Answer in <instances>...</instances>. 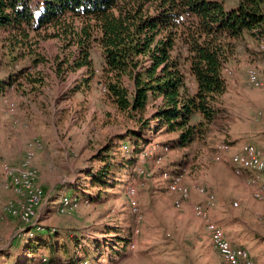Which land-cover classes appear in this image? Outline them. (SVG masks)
<instances>
[{"label": "rangeland", "instance_id": "rangeland-1", "mask_svg": "<svg viewBox=\"0 0 264 264\" xmlns=\"http://www.w3.org/2000/svg\"><path fill=\"white\" fill-rule=\"evenodd\" d=\"M223 1L227 6L234 2ZM49 32L32 35L31 47L0 32V81L21 68L42 80L35 85L18 80L0 97V264H26V224L61 233L59 241L72 249L64 233L74 237L73 228L80 225L84 241H79V255L90 253L86 264H219L205 222L194 214L196 205L232 246L250 250L255 264H264L262 176L237 174L230 166L243 145L262 153L255 139L259 128L264 129V41H234L223 69L226 93L207 134L186 149L163 152L165 146L156 143H169L173 134L162 131L152 137L144 132L151 140L141 142L124 138L138 126L105 96L97 46L91 52V79L85 68L57 76L59 62L74 47L67 50L59 39H44ZM250 70L259 77L258 88L248 84ZM152 111L149 107L145 116ZM154 138L158 141L147 145ZM107 144L113 147L107 185L92 188L86 173H98L103 165L93 156ZM138 168L146 175L138 174ZM180 169H185L184 185L190 190L187 201L166 186L164 174L173 176ZM38 192L40 202L33 216H26L25 207ZM39 255L47 256L48 250L41 249L34 259ZM46 263L42 258L41 264Z\"/></svg>", "mask_w": 264, "mask_h": 264}, {"label": "trees", "instance_id": "trees-1", "mask_svg": "<svg viewBox=\"0 0 264 264\" xmlns=\"http://www.w3.org/2000/svg\"><path fill=\"white\" fill-rule=\"evenodd\" d=\"M234 2L225 7L223 0H0V32L31 47L32 35L50 31L44 39H59L67 50L74 47L59 62L57 76L85 68L91 79L95 74L91 52L97 46L103 59L100 80L105 96L138 126L137 132L124 138L150 141L144 132L154 137L163 131L176 137L157 146L182 150L204 138L218 113L226 93L223 69L234 41L244 34L264 41V0ZM188 78L196 84L194 92L187 86ZM21 79L32 85L42 81L21 68L0 81V97ZM149 107L153 111L146 117ZM112 149L107 144L93 156L103 166L97 174L86 173L92 188L106 187ZM128 202L130 208L129 196ZM131 215L134 219L132 211ZM26 225V264L30 258V264H41L42 258L47 264H86L90 259V253L79 255L83 237L64 233L72 249L59 241L61 233ZM43 248L48 255L34 259Z\"/></svg>", "mask_w": 264, "mask_h": 264}, {"label": "bare ground", "instance_id": "bare-ground-1", "mask_svg": "<svg viewBox=\"0 0 264 264\" xmlns=\"http://www.w3.org/2000/svg\"><path fill=\"white\" fill-rule=\"evenodd\" d=\"M261 49L264 48L261 46ZM258 78L256 76V73L250 70L247 78L248 84L252 85L255 88H258L260 86V83H258L259 82ZM220 149H224L225 151L224 146L220 147ZM167 151H168L167 148L163 149V152H167ZM263 159L264 158L262 156V153L256 147L250 145H243L231 157V165L237 174L240 172H253L257 175H261L264 183ZM161 160L162 157L159 156L158 158H156L155 163L158 164ZM184 175H185V169L184 170L180 169L179 172L173 176L164 174L165 179L167 180L166 183L167 189L177 193L181 200L187 201L190 196V190L184 185ZM24 178H26V176H23V179ZM197 191L200 194L205 193L202 188H198ZM130 193L133 194V190H130ZM41 197H42L41 193L38 192L29 199L25 207L26 216H33L34 209L40 202ZM193 211L196 217H198L199 219L205 222V229L209 233L212 245L217 251L222 264H234L232 262H236V261H241L240 264H254L253 259L245 249L238 247L235 248L234 246L231 245L229 240L223 234L222 229L217 224L210 222L206 211L201 206L199 205L194 206ZM211 229L216 231V234L212 232ZM222 245H226L228 251H230L233 255H229V252L224 251V246Z\"/></svg>", "mask_w": 264, "mask_h": 264}, {"label": "crops", "instance_id": "crops-1", "mask_svg": "<svg viewBox=\"0 0 264 264\" xmlns=\"http://www.w3.org/2000/svg\"><path fill=\"white\" fill-rule=\"evenodd\" d=\"M235 4V2H232L231 4H230V6H233ZM230 6H227L226 5V3H225V7H230ZM244 39V41H249V40H252L253 42H255V43H257V42H263V41H255L251 36H249L248 34H244L243 36H242V38L240 39V40H243ZM249 39V40H248ZM187 86H188V88H189V90L191 91V92H194L195 91V89H196V84H195V82L192 80V79H189V81L187 82ZM229 91V86H228V83H227V92ZM199 118L198 117H196V121L198 120ZM256 119V118H255ZM257 124H259V123H257ZM254 125V124H253ZM260 126V125H259ZM262 127V126H261ZM262 129V130H261ZM257 133H258V137L255 139V144H256V146L258 147V148H261V151H262V153H263V156H264V129L263 128H259V130L257 131ZM166 135H169V134H166ZM165 135V136H166ZM171 137V136H170ZM176 137V135H172V137L170 138V139H173V138H175ZM232 137V136H231ZM158 139V138H157ZM156 138H154L153 139V141H158ZM159 139H160V137H159ZM232 139H236V138H234V137H232ZM159 143H161V144H163V142H159ZM238 149V147L237 148H233V149H231L232 151L231 152H234V151H236ZM260 150V149H259ZM238 151V150H237ZM5 156H8V152H6L5 153ZM224 157V156H223ZM6 159H8V158H6ZM229 161V160H228ZM230 166H231V163H230ZM245 183L247 184L248 183V181H247V179H246V181H245ZM263 190H264V188H263ZM263 195H264V192H263ZM80 228H81V226L80 225H77L75 228H73L74 229V236L75 235H77L78 237H83L84 235H83V233H82V231L80 230ZM66 232V231H65ZM68 233V232H67ZM208 234V233H207ZM225 235V234H224ZM209 236V235H208ZM209 239V238H208ZM248 252V254L251 256V258L253 259V261H254V264L255 263H257V257H255V256H253V254L251 253V251L250 250H248L247 251ZM218 259H219V257H218ZM30 261H31V258L29 259ZM30 261H28V263H30ZM219 264H221V261H220V259H219Z\"/></svg>", "mask_w": 264, "mask_h": 264}, {"label": "built area", "instance_id": "built-area-1", "mask_svg": "<svg viewBox=\"0 0 264 264\" xmlns=\"http://www.w3.org/2000/svg\"><path fill=\"white\" fill-rule=\"evenodd\" d=\"M146 155H150V153L146 152ZM137 172H138V174H140V175H146V174L143 172V170L140 169V168L137 169ZM134 199H135V196L133 195V200H134ZM42 203H43V200H42ZM36 211H37V210H36ZM211 230H212V232H214V233L216 234V231H214L213 229H211ZM222 246H224V251L229 252V255H233L230 251H228L226 245H222ZM232 263H234V264H240L241 261H236V262H232Z\"/></svg>", "mask_w": 264, "mask_h": 264}]
</instances>
